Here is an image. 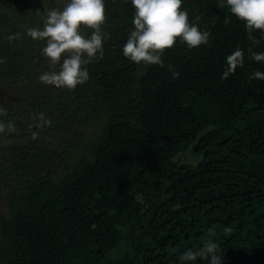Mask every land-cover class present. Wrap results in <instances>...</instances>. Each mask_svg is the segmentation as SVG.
Returning a JSON list of instances; mask_svg holds the SVG:
<instances>
[{
  "label": "trees",
  "instance_id": "1",
  "mask_svg": "<svg viewBox=\"0 0 264 264\" xmlns=\"http://www.w3.org/2000/svg\"><path fill=\"white\" fill-rule=\"evenodd\" d=\"M220 2L183 0L210 41L191 50L177 41L160 67L123 55L135 9L105 0L103 59L68 91L38 82L45 45L23 35L68 0H0V119L19 129L0 134V264H181L204 239L221 264H264V114L242 117L264 109V80L249 79L264 61L248 58L264 38L254 32L253 47ZM17 32L23 39L9 43ZM237 47L244 65L222 79ZM39 112L52 124L32 129L33 140Z\"/></svg>",
  "mask_w": 264,
  "mask_h": 264
},
{
  "label": "clouds",
  "instance_id": "2",
  "mask_svg": "<svg viewBox=\"0 0 264 264\" xmlns=\"http://www.w3.org/2000/svg\"><path fill=\"white\" fill-rule=\"evenodd\" d=\"M183 0H131L135 9L132 19L133 29L123 45V55L131 62L144 65L165 67L163 59L167 49L173 48L177 41L191 50L210 41V33L202 31L198 23L190 22L186 9L182 8ZM230 12L244 22L247 38L253 47L260 40L253 33L259 31L264 38V0H221L217 5ZM107 19L105 0H68L62 8L47 9L44 13L42 27H29L23 35L34 41L44 42L41 56L47 61L48 70L42 72L38 82L43 85L64 88L74 91L89 79L87 65L103 59V43L110 39V33L102 30ZM199 20V17L196 18ZM84 27L91 35L81 33ZM9 43L22 40L17 32L9 34ZM249 59L264 61V52H254L248 48ZM227 66L222 74L226 79L234 74L237 67L244 65V52L237 47L226 57ZM6 59L0 57V64ZM173 78H179V72L171 64L167 65ZM249 79L264 80V72L253 71ZM8 111L0 106V117H7ZM28 129L33 140L38 139L39 132L32 129H44L52 124V120L44 112L33 113ZM19 131L13 120L0 119V134H14ZM230 229H225V232ZM211 235V230H209ZM218 245L210 239H204L202 247L196 250L188 248L179 257L181 264L195 261L198 257L208 260L209 264H221Z\"/></svg>",
  "mask_w": 264,
  "mask_h": 264
},
{
  "label": "water",
  "instance_id": "3",
  "mask_svg": "<svg viewBox=\"0 0 264 264\" xmlns=\"http://www.w3.org/2000/svg\"><path fill=\"white\" fill-rule=\"evenodd\" d=\"M262 114H264V109L263 110H257V111H253V112L247 113V114L243 115L242 117L244 119H249V118H253V117H256V116L262 115Z\"/></svg>",
  "mask_w": 264,
  "mask_h": 264
},
{
  "label": "rangeland",
  "instance_id": "4",
  "mask_svg": "<svg viewBox=\"0 0 264 264\" xmlns=\"http://www.w3.org/2000/svg\"><path fill=\"white\" fill-rule=\"evenodd\" d=\"M0 92H3V91H0ZM102 125H103V121H102L98 126H102ZM91 129H95V127L92 126ZM88 138L91 140V139L93 138V136L91 137V135H89ZM0 142H1V144H5V141H1V140H0ZM81 152H82V151H78L77 154L79 155ZM188 159H189V158H188ZM3 208H4V205H3L2 200H1V198H0V209H3Z\"/></svg>",
  "mask_w": 264,
  "mask_h": 264
}]
</instances>
